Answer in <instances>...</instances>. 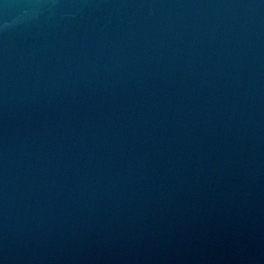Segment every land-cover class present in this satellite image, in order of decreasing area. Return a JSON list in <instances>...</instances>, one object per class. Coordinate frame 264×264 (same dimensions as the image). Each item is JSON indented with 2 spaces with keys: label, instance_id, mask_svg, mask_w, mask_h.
<instances>
[{
  "label": "water",
  "instance_id": "1",
  "mask_svg": "<svg viewBox=\"0 0 264 264\" xmlns=\"http://www.w3.org/2000/svg\"><path fill=\"white\" fill-rule=\"evenodd\" d=\"M0 264H264V0H0Z\"/></svg>",
  "mask_w": 264,
  "mask_h": 264
}]
</instances>
